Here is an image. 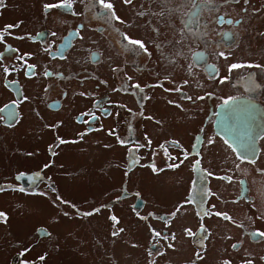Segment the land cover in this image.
Instances as JSON below:
<instances>
[{
  "label": "flooded vegetation",
  "instance_id": "obj_1",
  "mask_svg": "<svg viewBox=\"0 0 264 264\" xmlns=\"http://www.w3.org/2000/svg\"><path fill=\"white\" fill-rule=\"evenodd\" d=\"M175 2L0 0V156L41 159L0 168V203L14 197L0 204V227L16 231L6 264H59L46 248L68 215L105 216L113 256L117 241L145 239L143 264H205L214 251L230 254L216 264H264V0ZM96 146L109 155L70 170ZM91 167L107 175L89 187L103 198H67L62 185L82 191L63 180ZM35 200L61 218L46 225ZM25 210L38 224L11 222Z\"/></svg>",
  "mask_w": 264,
  "mask_h": 264
},
{
  "label": "rangeland",
  "instance_id": "obj_2",
  "mask_svg": "<svg viewBox=\"0 0 264 264\" xmlns=\"http://www.w3.org/2000/svg\"><path fill=\"white\" fill-rule=\"evenodd\" d=\"M175 1L176 0H174V2ZM174 6L175 8L180 7V5L178 6L176 2ZM181 16L184 18L182 14ZM177 20H178V15L175 16V21L177 22ZM186 41L189 42V46L191 49L190 54L191 56H193V54L198 49H200V47L198 45H195L194 42L190 38H187ZM209 53H210V57L213 59L211 51H209ZM175 56L176 58L179 57L178 50H175ZM191 71L193 73L197 72L195 70H191ZM15 141L16 142H13V146H15L14 148H17V146L22 147L24 150L28 152H33L35 148L41 147L39 145L30 144V142H28L26 139L20 140L18 138ZM3 150H4L3 146H0V154H1V151ZM108 152L109 150H104L103 147L96 146V148L92 149L91 153L86 154L85 156L86 160L81 165L74 167L70 170L78 171L84 168L85 166H88L90 164V161H94V160L96 161L99 158L102 159L105 155L108 156L109 155ZM7 159L8 157L6 156H0V168L2 169L4 174H11L14 170H20V169H25V168L27 169L38 168L41 164V159L39 160L34 157H24L20 154H15L13 156L10 155L9 157L10 164L6 162ZM67 162H68L67 156H64L60 160V163L64 164L65 166L67 165ZM8 165H10L8 167L9 170H7ZM100 168L101 167H93V168L91 167L86 174L79 175L77 177L74 176V177L64 179L63 180L64 184L72 185L74 187L78 186L81 189L82 194L74 195L68 192L62 185L63 194L67 198L73 201H76V202H83V201L88 202L89 198L91 197L95 199V202H97V200L102 199L103 198L102 193H98L97 190L95 192L94 190L89 188L94 184L102 183L101 181L103 179H106L107 175L103 174L100 171ZM70 170H68V172ZM136 178L133 180V183H136L137 181ZM148 179L151 181L152 178L149 176ZM138 180L140 182L139 178ZM109 183H110L109 190L111 191L114 189L112 191V194H113V192L116 190L117 186L119 185V182L114 183L109 178ZM98 189H102V186L100 187L98 186ZM13 200H14L13 196L5 195L3 197V201L0 203L2 205L1 207L11 210V208L14 207ZM39 200H35L34 203H41L39 205V207H41L39 208V210L40 209L46 210V214H47V224L46 225H50L49 223H51L50 222L51 217L57 216L61 218L60 214L58 213V210H55L54 208H52L48 201L46 200L39 201ZM64 212H67V211H64ZM12 213H14V221H11V222L20 221L21 218H24V219L28 218L29 220L30 217H33V220L36 222V224H38L37 220H39L41 217L38 214L40 212H37V211L32 214H29V212H27L26 210L23 213L21 211L19 212L16 211ZM20 213H22L23 215H21ZM64 217H67L69 219L73 218L70 215L64 216ZM67 218H61L60 223H55L51 226V229H53L54 232L57 233L58 237L60 236V238L58 239V241L55 240V242L48 243L49 247L46 248V250L50 251V255L53 252V250L55 251V253L52 254V257L50 259L58 260L59 264H104V263L106 264H139V261H140V264L144 263L143 262L144 259L141 258L142 251L140 249H143L145 247V239L141 237L135 239L137 240L136 245L139 246V249L137 250L135 248L134 249L131 248L130 245L127 244L125 241H122V240L117 241L116 246H115V256H113L112 250L115 245V240L110 237L109 239H105V235H107V230H106L107 222H106L105 216L97 217L95 219H90L88 220V222H84V223H79L77 221H70ZM129 222L130 221H128L127 223L129 224ZM34 226L32 227V231L34 229ZM139 227L141 230L145 229L142 226H139ZM12 229L14 230L15 226H12ZM12 229L10 226L0 227V242H3L5 244L4 247L0 246V255L1 257H3L0 264H6V257H8V255H10L11 251L13 250L10 247V243L7 242V240H10L8 236L11 233L13 234L16 233V231L12 232ZM20 231H22L25 234L30 233L29 230L24 229V226L21 228ZM3 235H6L5 238H3ZM111 239L113 241H111ZM24 240L27 241L28 239L26 240L25 238ZM56 246L61 247L59 252L56 249ZM229 255H230L229 253H221L220 251H214L209 256L205 264H216L218 263V260H221L219 258H222V259L229 258ZM182 258L183 257H179L178 260ZM246 260L247 259H245L244 264H247ZM53 263H56V262L50 261V264H53Z\"/></svg>",
  "mask_w": 264,
  "mask_h": 264
}]
</instances>
